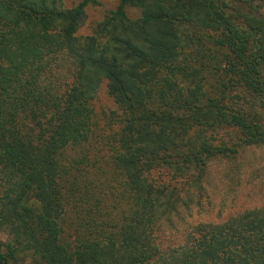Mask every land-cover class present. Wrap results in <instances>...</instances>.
Returning <instances> with one entry per match:
<instances>
[{
    "label": "trees",
    "instance_id": "trees-1",
    "mask_svg": "<svg viewBox=\"0 0 264 264\" xmlns=\"http://www.w3.org/2000/svg\"><path fill=\"white\" fill-rule=\"evenodd\" d=\"M89 3L0 0V264H264V207L159 234L209 161L264 143V0H119L79 35ZM103 82L121 187L69 232L65 190L84 173L67 154Z\"/></svg>",
    "mask_w": 264,
    "mask_h": 264
},
{
    "label": "rangeland",
    "instance_id": "rangeland-1",
    "mask_svg": "<svg viewBox=\"0 0 264 264\" xmlns=\"http://www.w3.org/2000/svg\"><path fill=\"white\" fill-rule=\"evenodd\" d=\"M80 0H60L63 7H72ZM119 0H96L85 7L84 18L77 29V34L86 35L94 31L96 24L116 7ZM131 18L140 15L137 8L128 7ZM194 45L188 46L180 55L183 63H194L192 58ZM63 69L70 68V63L63 61ZM207 83H216L215 76H208ZM208 88V84H206ZM92 105V130L89 141L82 148L67 154V161L82 169L74 190H65L69 212L67 224L71 230L78 227L81 220L88 218L91 212L106 211L116 200L122 178L110 164L111 135L118 130L120 114L113 98L108 94L103 82ZM68 185V184H67ZM66 185V187H67ZM181 192L186 204L178 207V212L161 224L162 243H177L186 230L197 222H218L247 208L264 207V143L240 148L233 158L216 157L209 161L202 186L188 188ZM180 205V204H179ZM87 213V214H86ZM100 218V213H94ZM72 223V224H71ZM69 227V226H68ZM5 235L2 234L1 238Z\"/></svg>",
    "mask_w": 264,
    "mask_h": 264
}]
</instances>
